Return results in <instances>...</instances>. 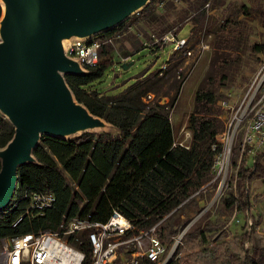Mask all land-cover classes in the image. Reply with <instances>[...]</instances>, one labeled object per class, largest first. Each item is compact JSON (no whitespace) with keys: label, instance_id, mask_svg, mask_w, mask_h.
<instances>
[{"label":"trees","instance_id":"obj_1","mask_svg":"<svg viewBox=\"0 0 264 264\" xmlns=\"http://www.w3.org/2000/svg\"><path fill=\"white\" fill-rule=\"evenodd\" d=\"M160 1L163 10L174 0H150L144 8L117 26L92 37L104 40L127 33L140 20L152 19ZM227 1L216 0L215 3L225 5L229 3ZM204 2L192 0L189 3V10L197 12L195 22L199 23L198 29L204 28L206 32L225 30L228 16L209 23L205 10L199 9ZM241 8L249 7L241 4L239 10ZM1 15L0 4V18ZM198 29L193 26L189 37ZM165 32L167 30L158 33L157 37ZM174 32L177 34V30ZM140 46L156 53L166 51L167 45L151 42ZM256 47L259 50L261 48L258 45ZM111 51V43H103L97 63L88 66L84 74H66L64 79L76 100L93 115L104 119L115 133L88 132L65 140L41 136L33 150L36 163L18 168L12 200L6 209L0 211V240L43 231L55 232L61 222L80 215H89L92 220L105 222L116 210L132 223L134 233L146 231L158 224L157 236L162 243H169L187 226V221L173 223L170 216L181 208L195 212L200 210L198 197L213 184L212 165L221 150L217 137L224 129L221 119L224 110L217 102L220 100L218 89L226 77L224 71L206 76L204 83L194 92L193 110L188 116L191 133L189 146L176 144L164 149L156 162L120 200L113 204L109 201L103 203V200L100 211L97 207L93 213L85 211L86 206L103 194L108 181L120 170L132 162L141 165L139 156L163 133L168 124L166 105L154 98L147 100V96L155 94L161 87V81L171 69L168 67L171 61L184 54V50L172 51L165 58V69L158 66L152 72L135 77L121 91L106 93L101 84L109 67L106 57ZM13 134V127L0 112V149L11 140ZM234 150L238 155V145ZM250 151L249 147H245L241 153L238 172L233 180V194L221 199L223 210L235 209L242 214L245 228H249V223L259 222V218L252 214L249 185L253 181L264 180V149L255 151L253 155ZM38 195H51L53 202L49 207L38 209L34 200ZM114 205L109 212V207ZM217 226L209 221L191 226L182 238L180 255L185 253L184 256L170 259L166 264H218L223 254L220 247H216L215 253L218 255L214 258H211L212 253L207 249H200L207 243V233L217 229ZM251 238V231H246L240 237H235L229 247L242 260L248 259L250 255L243 246ZM84 248L88 255L87 247ZM257 262L264 264V251H259ZM112 264L119 262L116 260ZM139 264L152 263L141 259ZM244 264L248 263L245 261Z\"/></svg>","mask_w":264,"mask_h":264},{"label":"rangeland","instance_id":"obj_2","mask_svg":"<svg viewBox=\"0 0 264 264\" xmlns=\"http://www.w3.org/2000/svg\"><path fill=\"white\" fill-rule=\"evenodd\" d=\"M191 1L174 0L163 10L162 7H157L152 19L140 20L130 27L127 33L112 40V51L109 57H106L109 67L101 84L106 93L121 91L133 82L135 77L152 72L165 61V57L170 56L169 46H166V51L156 53L148 48H141L143 42H151V34L157 36L166 30H177L180 37L187 38L192 53L176 56L168 66L171 69L161 81V87L155 94H151L150 99L154 98L160 104L166 105L168 111V124L161 136L139 156L141 165L132 162L120 170L108 181L103 194L86 206L85 211L93 213L95 207L100 211L104 202L113 204L120 200L156 162L164 149L176 144L189 146L191 133L188 128V116L193 110L194 92L204 83L206 76L217 75L220 71H224L226 77L218 89L220 100L217 105L224 110L221 115L224 129L219 135L225 132L248 84L264 64V0H229L225 5L215 3L216 0H205L199 9L205 10L209 23L228 16L227 28L218 32L198 29L199 23L195 22L197 12L189 10ZM241 4H246L249 8L239 10ZM231 22L233 24L228 25ZM193 26L198 30L189 37ZM70 41L64 43V47ZM257 45L261 46L260 50ZM222 101L227 102L233 109H225ZM96 131L115 133L109 125ZM234 145L236 148L238 140ZM234 151L225 183L220 185L217 181L213 182L198 197L200 210L195 212L181 208L170 216L173 223L187 221V226L179 235L171 238V242L164 243L168 261L184 256L185 253L180 255L183 249L182 238L191 226L209 221L218 226L207 233V243L200 249H207L212 253L211 258H214L218 255L215 253L216 247H220L223 254L218 264H244L245 261L248 264H258L259 251H264V180L253 181L249 185L252 214L259 218L257 224L249 223V228H245L242 214L235 209L228 211L221 207V199L230 197L234 191L233 180L238 172L240 158L239 152L236 155ZM111 209L112 206L109 207V212ZM246 231L252 233L251 241L243 246L250 258L242 260L232 252L229 243Z\"/></svg>","mask_w":264,"mask_h":264},{"label":"water","instance_id":"obj_3","mask_svg":"<svg viewBox=\"0 0 264 264\" xmlns=\"http://www.w3.org/2000/svg\"><path fill=\"white\" fill-rule=\"evenodd\" d=\"M149 1L0 0V112L14 130L0 149V211L12 200L18 168L36 163L41 136L65 140L109 125L66 83L64 75L86 69L66 55L63 41L110 30Z\"/></svg>","mask_w":264,"mask_h":264},{"label":"built area","instance_id":"obj_4","mask_svg":"<svg viewBox=\"0 0 264 264\" xmlns=\"http://www.w3.org/2000/svg\"><path fill=\"white\" fill-rule=\"evenodd\" d=\"M162 4L160 1L158 7ZM150 38L151 42L170 46L171 52L184 50L186 55L192 53L187 38L180 37L175 32L167 31L160 37L151 34ZM113 39L73 38L65 46V53L86 69L98 62L101 45L111 43ZM159 67L165 69L166 61ZM147 97L150 99L151 95ZM221 103L224 108L233 109L227 102ZM217 140L221 150L214 158V177L211 182L217 181L223 185L237 140L239 156L245 147L251 149L252 155L255 151L264 149V64L250 81L233 112L228 128ZM34 200L36 208L42 209L51 205L53 197L38 195ZM157 225L134 233L132 223L116 210L112 211L105 222L92 220L89 215H80L61 222L55 232L43 231L1 239L0 264H112L116 260L119 264H139L141 259L152 264H166L167 249L156 234ZM84 247H87L88 255Z\"/></svg>","mask_w":264,"mask_h":264},{"label":"bare ground","instance_id":"obj_5","mask_svg":"<svg viewBox=\"0 0 264 264\" xmlns=\"http://www.w3.org/2000/svg\"><path fill=\"white\" fill-rule=\"evenodd\" d=\"M66 42H68V41L67 40L63 41V44L66 43Z\"/></svg>","mask_w":264,"mask_h":264},{"label":"crops","instance_id":"obj_6","mask_svg":"<svg viewBox=\"0 0 264 264\" xmlns=\"http://www.w3.org/2000/svg\"><path fill=\"white\" fill-rule=\"evenodd\" d=\"M112 207H115V205H114V206H112Z\"/></svg>","mask_w":264,"mask_h":264}]
</instances>
